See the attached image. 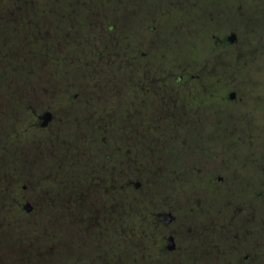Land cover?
Listing matches in <instances>:
<instances>
[{
	"label": "flooded vegetation",
	"instance_id": "obj_1",
	"mask_svg": "<svg viewBox=\"0 0 264 264\" xmlns=\"http://www.w3.org/2000/svg\"><path fill=\"white\" fill-rule=\"evenodd\" d=\"M33 1L49 6V0L23 2L32 5ZM110 1L69 0L71 9H46L41 15L33 9L0 11V66L14 67L17 61L33 67L34 61L44 70L54 61L63 69L58 78L50 75L49 88L26 93L24 106L19 107L22 130L11 128L13 138L26 135L29 150L24 156L35 163L34 176L40 179L23 176L32 184L23 186L24 194L13 185L0 189V242L14 224L11 213L6 216L1 210L17 207L32 219L46 203L62 199L55 177L76 174L81 157L75 147L89 144L94 153L84 161L87 175L120 177L121 185L99 186L97 192L81 187L69 192V198H94L102 215L120 205L126 264H264V205L260 201L264 157L237 160V155L221 152L219 144H213L212 153L180 154L174 160L159 150L160 132L186 134L190 128H203L196 118L200 111L189 105L190 97L213 88L209 96L219 103L238 105V91L233 90L238 84L231 91L224 84L239 82L237 76L208 72L207 57L198 60L205 66L198 73L189 71L192 63L177 64L175 51L160 41L166 27L160 25L159 6L146 7L138 24L129 26L126 14L117 18L99 9ZM87 3L89 9L75 8ZM191 10L182 9L181 15ZM34 39L43 40L42 59L32 57L29 44ZM227 39H218L216 50L228 44ZM119 108L120 121H114ZM1 147L5 150L0 152V162L16 156ZM160 175L163 178L156 187L138 180ZM241 193L251 196H233ZM6 195H10L9 202L2 201ZM219 198L223 207L217 205ZM48 244L47 239V251L59 250V240ZM0 260L6 262L7 256Z\"/></svg>",
	"mask_w": 264,
	"mask_h": 264
},
{
	"label": "rangeland",
	"instance_id": "obj_2",
	"mask_svg": "<svg viewBox=\"0 0 264 264\" xmlns=\"http://www.w3.org/2000/svg\"><path fill=\"white\" fill-rule=\"evenodd\" d=\"M23 1L0 0V11L33 9L41 15V11L46 9L72 8L69 0L68 3L66 0L46 1L49 6L41 1L30 2L32 5ZM88 4L75 8L89 9ZM90 4L92 8V3ZM155 5L160 8V25L166 27L160 41L163 46H169L175 51L179 60L177 64L192 63L189 71L198 73L205 67L203 61L198 60L207 57L208 72L228 78L232 77L226 75H234L239 80L237 83H224L228 86L227 88L224 85L227 91H231V87L238 84L237 88H233L238 91L235 103L238 105L234 107L223 105L209 96L213 88L208 89L202 96L190 97L189 105L200 111L201 115L196 118L201 121L203 128H190L186 134H181L180 131L172 134L160 132V153L165 155L166 159L174 160L180 154L194 156L212 153L215 149L213 144H219L220 146L216 147L220 148L221 152L237 155V160L243 159L244 156L252 159L264 157V0H112L103 7L99 5V9L113 13L117 18L126 14L127 24L136 26L138 17L142 16L146 7L153 8ZM190 8L192 10L189 14L181 15L182 9ZM38 29L40 33L41 28ZM34 30L32 32L36 36ZM233 32L237 35L236 42L225 44L216 50L215 42L218 39H227ZM41 42L42 39H34L29 44V49L34 53L32 57L43 58ZM14 64L15 68L10 67L8 63L0 66V152L5 150L1 147L4 145L7 153L16 154L5 163L0 162V189L4 190L13 185L24 194L23 186L32 187L24 177H40L34 176L35 163L24 156L29 150L26 135L22 134V139L13 138L11 128L15 125L19 132L22 130V110L19 107L24 106L22 102L26 93L33 90L40 92L42 86L49 88L50 83L47 82L50 75L58 78L63 69L54 64V61H49V68L44 70L34 61L33 67L29 64L21 65L17 61ZM177 70L179 71V68ZM120 108L114 114V121L115 118L120 121ZM35 119L36 114L33 113L32 120ZM219 124L220 128L216 127ZM237 137L240 139H236ZM38 147L37 154L41 152L40 146ZM101 147L95 146L96 149ZM75 148L81 157L77 163L81 165L76 174L63 173L59 178L55 177L58 183L56 185L60 186L59 189L63 192L62 199L57 198L54 202L46 203L38 216L32 219L30 214L17 207L11 211L1 210V214L11 213L14 224L8 227L1 239L0 256H7V261L0 260V264H126L128 254L123 251L120 237L124 224L120 205L111 206L102 215L99 213L100 206L96 208L94 198H69V192L76 191L77 188L88 187L97 192L99 186L121 185L122 179L88 176L84 161L93 156L94 146L80 144ZM95 161L97 162V158ZM232 163L234 169H237V162ZM250 165L254 166V163L251 162ZM255 166L257 167V164ZM162 178L160 175L157 179L152 177L138 180L144 186L156 187L161 184ZM133 181H137L136 178H133ZM233 196L247 198L251 194L241 193ZM263 196L264 194L261 195L260 201L264 205ZM9 197L10 195L3 196L2 201L9 202ZM228 197L224 196V199L235 200L232 196ZM218 200L217 205L223 207L221 198ZM19 201L21 200H17V203ZM40 209L41 205L37 207L36 212ZM209 209L211 210L210 207ZM89 217L94 219L90 220ZM8 223L10 222L7 221ZM47 239L48 246L59 240V250L47 251Z\"/></svg>",
	"mask_w": 264,
	"mask_h": 264
},
{
	"label": "water",
	"instance_id": "obj_3",
	"mask_svg": "<svg viewBox=\"0 0 264 264\" xmlns=\"http://www.w3.org/2000/svg\"><path fill=\"white\" fill-rule=\"evenodd\" d=\"M236 40H237V35H236V33H232V34L228 37V39H227V43H228V44H234V43L236 42ZM231 97L234 98V95L232 94ZM49 118H50V114H47V115L45 116L46 121L49 120ZM30 208H31L30 205H27V206L25 207L26 211H30ZM169 217H170V216L167 215V218H169Z\"/></svg>",
	"mask_w": 264,
	"mask_h": 264
}]
</instances>
